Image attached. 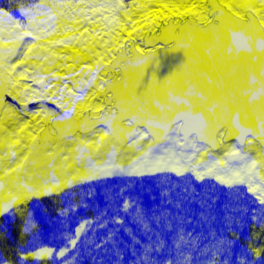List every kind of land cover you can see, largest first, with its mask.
I'll list each match as a JSON object with an SVG mask.
<instances>
[{
  "label": "snow or ice",
  "instance_id": "1",
  "mask_svg": "<svg viewBox=\"0 0 264 264\" xmlns=\"http://www.w3.org/2000/svg\"><path fill=\"white\" fill-rule=\"evenodd\" d=\"M181 49L186 60L163 80L153 71L141 90L161 53ZM172 175L183 183H172ZM153 177L170 184L160 204L145 208L138 197L125 196V187L106 191L105 207L64 231L63 246L24 251L25 237L38 239L33 202L51 199L67 228L71 215L89 207L77 200L94 197V185ZM192 180H212L213 190L198 192ZM216 187L226 189L225 222H238L229 212H249L236 199L242 188L255 204L239 251L236 232L217 238L210 229L204 243L207 237L187 233L178 214L199 198L202 217L215 220ZM5 215L20 219V240L0 248V264H83L85 256L91 264L264 259V0L0 6V218Z\"/></svg>",
  "mask_w": 264,
  "mask_h": 264
},
{
  "label": "trees",
  "instance_id": "2",
  "mask_svg": "<svg viewBox=\"0 0 264 264\" xmlns=\"http://www.w3.org/2000/svg\"><path fill=\"white\" fill-rule=\"evenodd\" d=\"M127 1V0H126ZM129 1V0H128ZM11 0H0V6L10 4ZM19 18V17H18ZM171 182L176 184H182L175 175L171 176ZM191 185H194L198 192L203 191L207 188L209 191L213 190L214 181L208 180L206 183H199L192 180ZM95 196L90 197L85 195L83 200H77L78 203L87 204L88 208H79L73 215L68 218L67 228L62 227L61 217L57 215V205L53 204V201L49 198H42L38 203L33 202L31 204V211L34 214V220L39 225L38 228V239L33 243V236L29 235L25 237L28 241V246L24 249L25 252H31L33 249L39 250L40 246L51 245L53 247H61L66 241L63 238L64 231H73L77 227L78 221L83 219H90L95 215L99 214V210L105 207L104 193L110 192L115 195L120 187H125L127 191L125 196L138 197L142 201L145 208H150L154 205L160 204V192L164 188H170V184L160 185L155 177L153 178H109L103 185H94ZM215 190L220 193V200L214 206V215L216 219L213 220L209 217H202L201 213L205 212L206 209H202L199 198L191 203H186L179 210L178 214L185 217V229L187 233H191L193 236L203 234L207 239L204 243H209L211 237L209 236V230L215 231L217 238L231 239L230 232H236L240 239L236 241L235 250L239 251L244 247L246 238L249 236L250 231L253 227L251 221V208L255 207V204L251 202V194L247 193L244 188L241 189L240 196L236 199L241 201L242 205H246L249 208L247 214L243 213H231L228 215L235 216L237 221L225 222V213L221 210L222 205L228 199L224 193L225 188L216 187ZM87 192V188L83 189ZM99 206V210L96 206ZM63 207L69 206V200H64ZM46 210V211H45ZM174 214H177L176 209H170ZM108 215H112L109 211ZM123 215V213H122ZM242 217V219H241ZM130 220V217H126ZM134 227V225H130ZM21 227V221L19 218L13 219L8 215L0 218V248L7 247L13 249L19 243V228ZM112 227V225H109ZM257 231L259 225H256ZM106 231V230H105ZM105 231H100L98 236H103ZM55 237V238H53ZM125 239H127L125 237ZM8 255L13 259L17 258L15 251H9ZM99 258V257H97ZM83 264H91L90 258L87 256L81 257ZM257 264H264V259L258 260Z\"/></svg>",
  "mask_w": 264,
  "mask_h": 264
},
{
  "label": "water",
  "instance_id": "3",
  "mask_svg": "<svg viewBox=\"0 0 264 264\" xmlns=\"http://www.w3.org/2000/svg\"><path fill=\"white\" fill-rule=\"evenodd\" d=\"M161 57L162 58L159 67H157L156 65H150L149 68L146 69V76L142 81L141 90L150 81L153 71H155L157 80H163L166 76H168L172 71L176 70L186 60L182 49L177 50L175 52H170L166 55L161 53ZM49 106L55 107L51 104H49ZM30 107H32V105H30Z\"/></svg>",
  "mask_w": 264,
  "mask_h": 264
}]
</instances>
